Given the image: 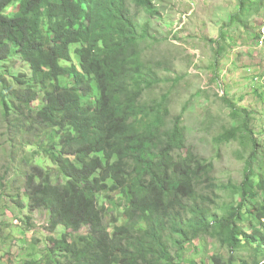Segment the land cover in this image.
I'll return each mask as SVG.
<instances>
[{"label": "trees", "instance_id": "1", "mask_svg": "<svg viewBox=\"0 0 264 264\" xmlns=\"http://www.w3.org/2000/svg\"><path fill=\"white\" fill-rule=\"evenodd\" d=\"M256 3L240 0L241 11L212 40L217 55L227 50L224 29L243 23L241 15ZM15 5L17 11L9 13ZM132 5L157 15L154 0H0V62L17 52L32 70L30 82L16 78L31 83L29 91L0 73L2 117L13 131L9 141L21 137L30 145L33 137L57 168L54 173L29 158L15 165L25 173L22 194L29 210L50 213L46 263L181 264L183 259L194 264L187 246L211 238L229 254L210 255V264H260L264 199L258 201L254 193L256 186L264 191V173L256 169L257 152L246 160L237 200L220 203L224 186L215 177L214 162L183 153V114L169 122L167 94L144 100L159 80L142 57L146 30ZM62 78L71 82L64 86ZM39 92L45 103L36 108ZM222 99L242 123L215 140L231 142L243 135L256 150L249 112ZM10 171L11 166L0 173V203ZM105 194L125 202L123 223L118 218L112 227L106 223L107 208L100 201ZM252 216L262 227L249 233L241 223Z\"/></svg>", "mask_w": 264, "mask_h": 264}, {"label": "rangeland", "instance_id": "2", "mask_svg": "<svg viewBox=\"0 0 264 264\" xmlns=\"http://www.w3.org/2000/svg\"><path fill=\"white\" fill-rule=\"evenodd\" d=\"M254 1H257L254 8L241 15L243 23H234L224 29L227 50L222 56L215 53L216 45L212 40L219 37L232 15L241 11L240 0H155L157 15L131 6L146 30L141 44L142 57L159 80L146 91L144 100L151 102L167 94L171 111L169 122L176 115L183 114L187 132V147L183 153L214 162L215 177L218 184L224 186L219 191L220 203L225 206L238 198L237 188L243 179L250 152H257L256 169L264 173V87L261 84L264 80V47L259 48L254 41L255 25L259 27L264 16V0ZM32 7L35 9L37 4ZM257 7L259 10L256 11ZM17 8L15 5L8 12L14 14ZM253 67L260 69L257 76L261 80L245 75L247 69ZM0 73L6 75L17 89H31V83L16 81L23 76L30 82L32 75L29 63L19 53L14 52L9 59L0 62ZM61 80L64 86L71 82V78ZM222 97L233 100L239 108L249 112L250 128L259 142L256 150L245 142L243 135L231 142L217 143L215 140L226 128L242 123L241 119L231 116ZM44 103L43 93L39 92L34 107L40 108ZM12 132L2 117L0 104V173L4 174L11 166L0 203V264H47L51 249L47 238L51 234L48 229L50 213L45 209L29 210L28 201L22 194L25 173L18 171L15 165L23 163V158H29L31 163L52 169L54 173L57 168L50 153L43 152V147H39L33 137H30V145H24L20 142L21 137H11L9 141ZM13 145H16L15 153ZM254 196L258 201L263 200L264 191L256 186ZM17 199L24 208H19ZM100 201L107 208L105 221L110 227L115 218L119 219L118 224L125 221V202L120 196L105 194ZM28 216H31L30 221ZM243 225L249 231L255 228L254 223L248 221ZM61 232L62 228H58L53 233L59 235ZM218 248L211 238H207L188 245L186 252L196 258L194 264H210L208 257L218 253ZM181 264L187 263L181 259Z\"/></svg>", "mask_w": 264, "mask_h": 264}, {"label": "clouds", "instance_id": "3", "mask_svg": "<svg viewBox=\"0 0 264 264\" xmlns=\"http://www.w3.org/2000/svg\"><path fill=\"white\" fill-rule=\"evenodd\" d=\"M154 2H155V0H154ZM263 21H264V16L262 17V19H261V21H260V25H259V27L258 26H256L255 25V29H256V40H254V41H256V43H257V41L261 38V28H262V26H263ZM258 29V30H257ZM248 39V38H247ZM247 39L245 40V43L247 42ZM250 44V43H249ZM245 45V44H244ZM257 45V44H256ZM259 47V46H258ZM264 47V44H263V46H261V48H263ZM260 48V47H259ZM249 69L250 70H252V72H249ZM247 74H245V75H251V77H253V78H257L258 80H261L262 78L260 77H258L257 75L260 73V69H257L256 67H253V68H248L247 69V72H246ZM261 84H262V87H264V80H262V82H261ZM187 133V132H186ZM241 183V182H240ZM19 208H24V207H19ZM31 217V216H30ZM50 219V218H49ZM245 221H248L249 223H254V225H255V228H254V230L255 229H259V228H261L262 227V225H261V223L259 222V220L258 219H256L255 217H246V219L245 220H243V222L241 223V226L242 227H244V223H245ZM259 223V225L258 224H256V223ZM262 222H264V218L262 219ZM61 228V227H60ZM244 229H245V227H244ZM247 232H252V231H249V230H247V229H245ZM50 231V230H49ZM50 233H51V231H50ZM49 233V234H50ZM56 235V234H55ZM49 236H51V234L49 235ZM49 236H47V238H49ZM199 240V239H198ZM196 241V240H195ZM194 241V242H195ZM212 242H214L213 240H212ZM215 244H217V246L219 247L218 248V253H216V254H222L223 256H225V257H227L228 256V254H229V252H228V250H227V248L226 247H222V246H219V244L218 243H216V242H214ZM262 249H264V247H261V249L260 248H258V252H260ZM212 255H215V254H212ZM260 264H264V259L260 262Z\"/></svg>", "mask_w": 264, "mask_h": 264}, {"label": "bare ground", "instance_id": "4", "mask_svg": "<svg viewBox=\"0 0 264 264\" xmlns=\"http://www.w3.org/2000/svg\"><path fill=\"white\" fill-rule=\"evenodd\" d=\"M261 38L257 41V46H259V47H261V46H263V44H264V21H263V26H262V28H261ZM249 72H250V70H249Z\"/></svg>", "mask_w": 264, "mask_h": 264}, {"label": "built area", "instance_id": "5", "mask_svg": "<svg viewBox=\"0 0 264 264\" xmlns=\"http://www.w3.org/2000/svg\"><path fill=\"white\" fill-rule=\"evenodd\" d=\"M250 70V69H249Z\"/></svg>", "mask_w": 264, "mask_h": 264}]
</instances>
